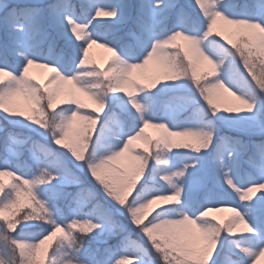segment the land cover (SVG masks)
I'll list each match as a JSON object with an SVG mask.
<instances>
[{"label": "snow or ice", "instance_id": "1", "mask_svg": "<svg viewBox=\"0 0 264 264\" xmlns=\"http://www.w3.org/2000/svg\"><path fill=\"white\" fill-rule=\"evenodd\" d=\"M262 260L264 0H0V264Z\"/></svg>", "mask_w": 264, "mask_h": 264}, {"label": "rangeland", "instance_id": "2", "mask_svg": "<svg viewBox=\"0 0 264 264\" xmlns=\"http://www.w3.org/2000/svg\"><path fill=\"white\" fill-rule=\"evenodd\" d=\"M92 54L95 55L94 58L96 59V61L98 60V63L101 66H104L105 63L108 61V58L111 56L110 53H108L106 50H104L102 48H94L92 50ZM152 70H153L152 66H149V68L146 71L151 72ZM30 73L36 80H39L41 83L46 82V77H47L48 73L45 70L39 69V68H33L30 70ZM81 99L85 104L91 105V101H89L87 99V97L81 96ZM20 103H23L22 99H21ZM153 130L154 129H151V128L148 129L147 130L148 135L150 133H152ZM141 146H143V145H141ZM213 215H216L218 219L223 220L227 215H229V213H227V212L213 213ZM261 264H264V260H262Z\"/></svg>", "mask_w": 264, "mask_h": 264}, {"label": "trees", "instance_id": "3", "mask_svg": "<svg viewBox=\"0 0 264 264\" xmlns=\"http://www.w3.org/2000/svg\"><path fill=\"white\" fill-rule=\"evenodd\" d=\"M97 62V61H96ZM108 62V61H107ZM107 62L105 63L104 66H106ZM98 63V62H97ZM160 135L159 132H157L155 129L152 131V133L149 134L150 137H152L153 140H155L158 136ZM71 190V189H69Z\"/></svg>", "mask_w": 264, "mask_h": 264}]
</instances>
